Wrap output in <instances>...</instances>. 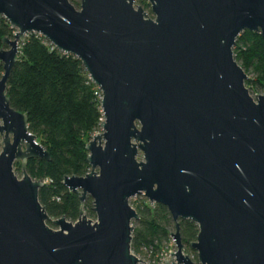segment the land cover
<instances>
[{"label":"water","instance_id":"obj_1","mask_svg":"<svg viewBox=\"0 0 264 264\" xmlns=\"http://www.w3.org/2000/svg\"><path fill=\"white\" fill-rule=\"evenodd\" d=\"M80 1L0 0L17 30L0 50V264H139L130 199L140 195L176 222L164 264H264V94L252 97L234 53L243 32L264 38V0H149L154 17L136 0ZM32 33L78 57L103 91L91 171L64 180L80 194L76 222L42 205L28 161L52 157L7 94ZM181 219L199 227L198 262L184 252Z\"/></svg>","mask_w":264,"mask_h":264},{"label":"trees","instance_id":"obj_2","mask_svg":"<svg viewBox=\"0 0 264 264\" xmlns=\"http://www.w3.org/2000/svg\"><path fill=\"white\" fill-rule=\"evenodd\" d=\"M70 1L80 8V0ZM136 6L153 15L149 0H136ZM16 31L5 17H0V50L8 47L3 39H13ZM234 53L246 72L256 76L249 78L248 83L264 89V38L260 33L243 32ZM3 74L4 65L0 62V79ZM95 91L96 85L78 57L61 52L39 33L30 34L21 44L7 94L12 106L28 115L30 131L51 154V161L30 159L27 170L33 179L44 182L40 201L54 219L65 216L76 222L81 216L80 194L71 192L64 180L67 176H86L91 171L87 144L104 118ZM135 199L133 206L140 219L134 222L132 250L136 255L151 252L155 264H161L157 255L166 251L165 244L172 243L170 227L176 228V222L164 205L153 204L144 195ZM84 211L96 217L90 196ZM48 224L55 225L53 221ZM180 226L183 243L190 249L197 240L199 227L190 219H181Z\"/></svg>","mask_w":264,"mask_h":264},{"label":"rangeland","instance_id":"obj_3","mask_svg":"<svg viewBox=\"0 0 264 264\" xmlns=\"http://www.w3.org/2000/svg\"><path fill=\"white\" fill-rule=\"evenodd\" d=\"M80 9V8H79ZM148 12H149V10H146V13L148 14ZM150 17H154V15H151ZM241 65V64H240ZM242 66V65H241ZM243 67V66H242ZM246 71V70H245ZM247 73V72H246ZM248 74V76H249V78H252V79H255L256 78V76H255V74H253L252 72L251 73H247ZM246 86H247V88L250 90V94L252 95V97H254L255 99L257 98V94H259V95H263L264 94V89L263 88H261L260 86H258V85H251V84H249L248 83V81L246 82ZM257 100V99H256ZM98 132H101V128H99V130L98 131H96V133H98ZM0 150H2V146L0 145ZM139 160H143V156H142V154L140 155V157H139ZM21 164V163H20ZM19 163H15V173H16V175L18 176V178H22L23 177V174H22V165L20 166V168H19V165H20ZM132 200V203H130L132 206H133V202H134V200L136 201V199L135 198H132L131 199ZM134 207V206H133ZM135 208V207H134ZM136 209V208H135ZM85 215H87V217L89 218V219H91L92 221H96L97 220V218L96 217H92L88 212H85ZM134 222L135 221H133V226H134ZM50 226V225H49ZM51 228H53L54 230H59L60 228H59V226H57V225H54L53 227L52 226H50ZM176 231V228L175 227H170V232L171 233H174ZM172 243H169V244H165V249H166V251H163V252H160V253H158V257L160 258V261H161V264H164V261L166 260V259H168V258H170V252L171 251H174V250H176V246H175V244H174V241H173V239H172V241H171ZM185 246V249H184V252H185V254H187V255H189L190 256V258L193 260V261H195V262H198V254H197V251L196 250H194L193 248H188L186 245H184ZM170 249V251L169 252H167V249ZM143 252H146V249H143ZM141 260H142V262H140L139 264H155V262H156V260L154 259V258H152V254H151V252H149V254L148 255H146L145 253H141L140 255H137Z\"/></svg>","mask_w":264,"mask_h":264},{"label":"built area","instance_id":"obj_4","mask_svg":"<svg viewBox=\"0 0 264 264\" xmlns=\"http://www.w3.org/2000/svg\"><path fill=\"white\" fill-rule=\"evenodd\" d=\"M92 80V79H91ZM95 84V83H94ZM96 85V84H95ZM95 94L99 97V99L101 100V102H102V99H103V91L101 90V88L100 87H98L97 85H96V91H95ZM102 105V104H101ZM104 119V118H103ZM103 119H102V121H103ZM135 198V197H134ZM130 203H131V199H130Z\"/></svg>","mask_w":264,"mask_h":264}]
</instances>
